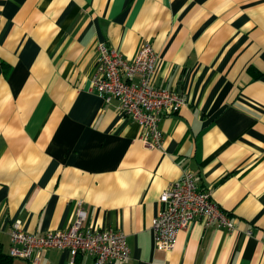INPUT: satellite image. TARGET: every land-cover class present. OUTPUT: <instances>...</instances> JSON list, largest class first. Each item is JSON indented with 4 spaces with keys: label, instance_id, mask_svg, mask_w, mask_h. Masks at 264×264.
Here are the masks:
<instances>
[{
    "label": "crops",
    "instance_id": "obj_1",
    "mask_svg": "<svg viewBox=\"0 0 264 264\" xmlns=\"http://www.w3.org/2000/svg\"><path fill=\"white\" fill-rule=\"evenodd\" d=\"M99 41L128 59L149 43L154 84L183 96L160 148L90 88ZM184 169L235 227L195 219L158 250L159 197ZM78 203L85 227L125 234L128 260L104 264H264V0H0V264H34L9 255L14 220L65 229Z\"/></svg>",
    "mask_w": 264,
    "mask_h": 264
},
{
    "label": "built area",
    "instance_id": "obj_2",
    "mask_svg": "<svg viewBox=\"0 0 264 264\" xmlns=\"http://www.w3.org/2000/svg\"><path fill=\"white\" fill-rule=\"evenodd\" d=\"M95 48L97 62L90 88L105 103L118 100V110L140 127L138 138L148 148H160L159 123L163 112L177 113L184 99L180 92L154 84L158 54L149 43H142L131 59L102 41L97 42ZM159 201L164 207L151 225L154 247L158 250H172L178 232L187 229L195 219H202L204 225L215 224L230 231L235 227L229 214L212 199L211 190L198 189L190 169H184L179 179L168 184ZM84 219V210L78 203L75 217L65 229L33 235L24 230L21 220H14L9 231V255L36 264L45 249H69L73 254L81 251L92 255L93 264L128 260L130 250L123 232L85 227Z\"/></svg>",
    "mask_w": 264,
    "mask_h": 264
},
{
    "label": "trees",
    "instance_id": "obj_3",
    "mask_svg": "<svg viewBox=\"0 0 264 264\" xmlns=\"http://www.w3.org/2000/svg\"><path fill=\"white\" fill-rule=\"evenodd\" d=\"M9 257H8V260L7 261H3V264H8L9 263Z\"/></svg>",
    "mask_w": 264,
    "mask_h": 264
}]
</instances>
